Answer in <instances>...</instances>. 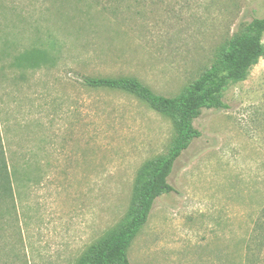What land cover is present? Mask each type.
Listing matches in <instances>:
<instances>
[{"label": "rangeland", "instance_id": "rangeland-1", "mask_svg": "<svg viewBox=\"0 0 264 264\" xmlns=\"http://www.w3.org/2000/svg\"><path fill=\"white\" fill-rule=\"evenodd\" d=\"M262 17L264 0H0V264H88L172 146L174 117L86 78L177 96ZM222 98L133 264H264V56Z\"/></svg>", "mask_w": 264, "mask_h": 264}, {"label": "trees", "instance_id": "trees-1", "mask_svg": "<svg viewBox=\"0 0 264 264\" xmlns=\"http://www.w3.org/2000/svg\"><path fill=\"white\" fill-rule=\"evenodd\" d=\"M263 37L264 17L254 18L244 33L230 40L219 60L174 97L158 94L134 77L85 79V83L91 87L118 88L132 92L153 108L174 117L177 124V135L169 152L157 158L146 171L136 205L119 229L94 246L88 264H133L129 258L133 240L147 223L156 199L175 191L168 180L175 162L202 135L194 121L206 109L228 107L222 98L223 91L229 84L245 79L249 67L264 56Z\"/></svg>", "mask_w": 264, "mask_h": 264}]
</instances>
